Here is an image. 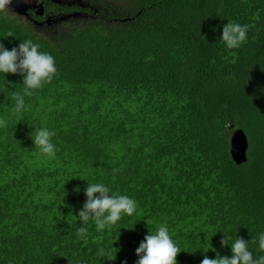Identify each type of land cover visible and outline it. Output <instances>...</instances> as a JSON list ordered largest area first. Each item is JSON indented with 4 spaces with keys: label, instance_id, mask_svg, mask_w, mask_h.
Listing matches in <instances>:
<instances>
[{
    "label": "trees",
    "instance_id": "obj_1",
    "mask_svg": "<svg viewBox=\"0 0 264 264\" xmlns=\"http://www.w3.org/2000/svg\"><path fill=\"white\" fill-rule=\"evenodd\" d=\"M76 1L0 12V43L31 40L57 68L19 119L22 78L0 74V264H135L164 223L182 249L177 264L230 255L224 234L261 254L264 0ZM227 22L248 25L239 48L220 40ZM40 127L56 133L54 158L33 144ZM236 129L247 139L239 164L229 153ZM87 182L137 208L104 231L90 222L81 241Z\"/></svg>",
    "mask_w": 264,
    "mask_h": 264
},
{
    "label": "clouds",
    "instance_id": "obj_2",
    "mask_svg": "<svg viewBox=\"0 0 264 264\" xmlns=\"http://www.w3.org/2000/svg\"><path fill=\"white\" fill-rule=\"evenodd\" d=\"M11 0H0V12H7ZM248 25L236 22H227L222 26L220 40L227 49L239 48L246 40ZM57 72L55 58L39 50V45L31 40L20 42L17 47L10 50L0 43V74H18L22 78L23 88L15 93L13 112L19 115L25 110V97L33 95L35 90L41 89L49 83ZM8 121L0 117V128L7 125ZM56 133L47 127H40L31 136L33 144L39 153L48 158L56 155V145L52 137ZM79 191V189H77ZM86 197L83 205L76 212L82 225L77 228L76 236L81 241H86L89 236L88 225L90 222L97 231H104L115 226L123 216L131 217L137 208L135 199L124 194H114L104 183H88L83 189ZM257 244L259 255H254L250 249L249 240L236 236L223 235L221 247L229 246L230 255L208 258L206 255L201 264H264V232L259 234ZM210 247H208L207 251ZM182 249L177 246L169 233L166 223L157 227L155 232H149L135 249L137 260L135 264H177V254ZM215 251V249H212ZM126 264V262H125Z\"/></svg>",
    "mask_w": 264,
    "mask_h": 264
},
{
    "label": "water",
    "instance_id": "obj_3",
    "mask_svg": "<svg viewBox=\"0 0 264 264\" xmlns=\"http://www.w3.org/2000/svg\"><path fill=\"white\" fill-rule=\"evenodd\" d=\"M11 3L19 10L26 11V8L17 0H11ZM229 145V153L232 160L237 164L244 162L246 160L247 139L241 129H236L232 132Z\"/></svg>",
    "mask_w": 264,
    "mask_h": 264
},
{
    "label": "rangeland",
    "instance_id": "obj_4",
    "mask_svg": "<svg viewBox=\"0 0 264 264\" xmlns=\"http://www.w3.org/2000/svg\"><path fill=\"white\" fill-rule=\"evenodd\" d=\"M21 3L26 9H32L35 13L42 11L41 5L38 0H17ZM69 2H75V0H67ZM76 2H79L78 0ZM8 11L12 12L14 15L22 17L25 16V12L19 10L13 3L8 6ZM51 18V17H50Z\"/></svg>",
    "mask_w": 264,
    "mask_h": 264
}]
</instances>
